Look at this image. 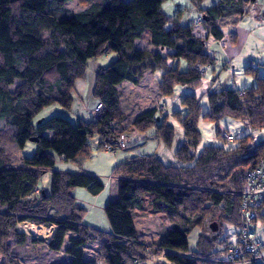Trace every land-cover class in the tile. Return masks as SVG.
<instances>
[{
	"label": "trees",
	"instance_id": "1",
	"mask_svg": "<svg viewBox=\"0 0 264 264\" xmlns=\"http://www.w3.org/2000/svg\"><path fill=\"white\" fill-rule=\"evenodd\" d=\"M166 1L0 0V144L24 148L31 141L37 146L32 157L23 158V166L12 168L11 155L0 145L3 264H23L27 258L14 248L38 244L52 253L64 251L70 257L64 264H97L96 259L85 257L92 243H99L100 259L105 264H140L150 255L138 237L135 212L156 216L165 226L154 244L158 249L153 250L158 254V250L163 251L166 261L160 264H258L249 257L247 262L230 260V248L238 240L231 241L226 227L240 230L244 223L247 177L264 167V141L256 143L252 135H246L234 139L238 145L233 148L207 146L196 151L202 138L198 127L201 118L218 125L230 117L252 129H264V75L259 68L244 69L255 79L251 87L217 89L214 82L206 92L208 111L197 94L180 97L187 113L172 114L184 133L176 162L166 165L157 154H140L114 167L116 195L104 209L108 232L84 224L87 209L74 194L76 188H85L94 196L100 195L105 190L100 177L53 171L50 191H36L43 173L54 167L56 156L74 162L90 158L91 138L99 139L103 151L105 145L124 139L130 128L145 133L154 127L155 137L172 147L175 128L168 123L169 115L158 122L159 106L125 124L127 114L118 86L124 82L137 86L147 72L157 71H161L158 91L162 97L173 96L177 86H202L216 59L206 40L194 33V25L203 23L221 42L225 38L221 25L228 19L245 17L249 6L258 0H218L207 8L202 6L205 0H190L199 17L188 24L181 21L183 8L175 16L163 10ZM73 2L80 9L71 8ZM138 40L147 41L153 50L138 49ZM161 48L168 49L166 55ZM109 53L117 54V59L95 74L90 102L96 115L93 119L73 123L53 116L34 123L52 105L71 110L77 82L86 78L89 61ZM182 60L187 63L184 71ZM217 134L234 141L219 126ZM212 220L224 224L220 232H210ZM258 220L264 224V203L255 223ZM25 221L44 227L55 225V235L45 242L21 233L17 227ZM195 230L197 240L191 249L189 238Z\"/></svg>",
	"mask_w": 264,
	"mask_h": 264
},
{
	"label": "rangeland",
	"instance_id": "2",
	"mask_svg": "<svg viewBox=\"0 0 264 264\" xmlns=\"http://www.w3.org/2000/svg\"><path fill=\"white\" fill-rule=\"evenodd\" d=\"M218 0H205L203 7H210L214 5ZM190 0H168L163 4V10L171 16L178 14L179 8H183L181 11L183 16L181 21L183 24L193 23L197 16L198 11L190 5ZM71 8L80 9L77 2L71 4ZM196 28L197 35L207 41V48L209 53L216 59V64L213 68L209 69L202 86L197 88H190L187 86H177L176 92L171 97H162L158 91V80L161 79V71L159 73L147 72L146 77L141 84L134 86L128 82H124L118 86L121 90V103L123 110L127 114L126 125L130 123L139 113L147 111L150 108L159 106L160 110L157 115V120L160 123L165 115H169L168 123L175 128V139L172 147L164 146L156 137V129L150 128L145 133H139L135 128H130L127 131V136L123 139L126 144V149L118 151L115 155L109 154L99 149V139L97 137L91 138L90 143L93 147V154L90 158L82 162L67 161L62 157L56 156L55 165L52 169L43 173L36 191L49 192L51 189V178L53 171L75 173L77 171H83L86 174H92L100 177V179L107 186L110 184L112 190L116 188L115 180L112 178L114 167L123 162L122 154L129 153V157L133 155H153L159 154L166 165L176 162L175 153L184 143L183 128L180 123L175 119L172 114L174 111H181L183 114L187 113L185 107L181 105L180 96L195 93L201 99L202 107L204 111L209 110L208 99L206 92L211 88L215 82V88L217 89H242L244 87H251L255 83L253 76L245 73V68L253 67L259 68L261 75H264V0H258L257 4H252L248 8V13L245 17H234L225 25H221L225 38L223 41H218L213 37H208L207 29L203 23L198 22ZM209 38V39H208ZM138 49L153 50V46L144 40H138L136 42ZM160 52L164 55L168 52V49L161 48ZM117 59V54L109 53L101 56L97 59L89 61V68L85 79H81L78 82V91L75 92V100L71 110H66L60 105H52L45 108L35 119L34 123H38L47 120L53 116H62L70 119L73 123L83 119V115L93 112L90 102H92L91 92L95 74L100 68L109 66L113 61ZM177 65V64H176ZM181 70L187 69V63L181 61ZM80 93V94H79ZM89 106V107H88ZM87 111V112H86ZM91 117V116H89ZM91 118H89V121ZM220 127L223 132L234 139L242 138L246 135H252L255 138L256 143L264 141V129L255 130L246 125L243 121L236 120L230 117H224L217 125L214 122L201 118L199 120V130L202 138L201 143L196 151L199 153L207 146H223L226 148H233L238 145L237 141H229L228 137H219L217 134V127ZM4 145L7 153L12 157L11 167L19 168L23 166L24 157H32L36 151V144L29 141L24 148H20L17 144H0ZM128 146L135 147L133 150L127 149ZM134 151L135 154H132ZM163 155V156H162ZM99 197L92 195L85 188H76L74 194L78 199V203L85 208L93 209L90 211L89 218H94L105 224L108 223L106 215L104 213V207L108 202L107 195L110 194L111 187ZM99 198V199H97ZM51 214H55L54 211ZM87 214V213H86ZM89 221V220H88ZM135 227L138 237L145 244L144 250L149 253L150 257L147 261L140 264H160L166 261L163 257V251L161 254L154 253V249H158L154 244L159 242L158 238L164 232L165 226L162 220L156 216L150 217L146 215H138L135 212L134 216ZM24 223L34 224L30 221ZM23 224V223H22ZM20 224L17 230L33 238L49 242L56 232V226L44 227L48 228L49 236L47 238H41L36 236L29 229H22ZM169 224V223H167ZM257 236L264 240V224L261 220L256 223ZM224 224L219 220H212L209 222L210 232L217 233L221 231ZM37 226V225H36ZM227 230L230 234V239L233 243H237L238 236L237 231L239 228L227 226ZM100 229V228H98ZM102 230V229H101ZM104 231V230H103ZM198 231L195 230L190 236V246L195 248V241L197 239ZM65 245L68 246L66 240ZM87 249L86 258L96 259L97 264H105L100 259V246L99 243L89 244ZM153 252L154 254H150ZM14 252L25 255L27 259H23V264H46L53 261L54 264H64L69 261L70 257L63 251L60 253H52L41 245H35L34 247L27 245L25 247H15ZM41 252V253H40ZM89 254V255H88ZM158 254V255H157ZM6 257L0 252V264H3ZM244 264V263H240Z\"/></svg>",
	"mask_w": 264,
	"mask_h": 264
},
{
	"label": "built area",
	"instance_id": "3",
	"mask_svg": "<svg viewBox=\"0 0 264 264\" xmlns=\"http://www.w3.org/2000/svg\"><path fill=\"white\" fill-rule=\"evenodd\" d=\"M123 139L105 145L104 151L115 155L124 150ZM248 189L243 198L245 220L238 234V244L230 248L229 258L232 262L255 261L264 264V241L256 234L255 221L258 211L264 203V167L251 171L247 177ZM26 224V223H23Z\"/></svg>",
	"mask_w": 264,
	"mask_h": 264
},
{
	"label": "crops",
	"instance_id": "4",
	"mask_svg": "<svg viewBox=\"0 0 264 264\" xmlns=\"http://www.w3.org/2000/svg\"><path fill=\"white\" fill-rule=\"evenodd\" d=\"M258 3V1L255 3V4H257ZM181 8V7H180ZM207 8V7H206ZM199 17V15L197 16V18ZM197 18H196V20H197ZM195 20V21H196ZM230 20H233V18L232 19H228V21H226L225 23H224V25L227 23V22H229ZM194 21V22H195ZM195 24V23H194ZM198 27V24H195L194 25V33L197 35V33H196V28ZM207 33H208V37H212L211 35H210V33L207 31ZM198 36V35H197ZM209 39V38H208ZM207 42V41H206ZM261 74V73H260ZM79 82V81H78ZM78 82H77V85H76V90L78 89ZM76 92V91H75ZM80 94V93H79ZM182 96V95H181ZM180 96V97H181ZM87 112V111H86ZM89 113L90 112H87L85 115H83V120H86V121H89V118H91V119H93L95 116L91 113V115H89ZM89 116H91V117H89ZM135 147H132V146H128V148L127 149H130V150H133ZM126 149V148H125ZM133 153L132 154H135L134 153V151H132ZM157 155H159L158 153H157ZM163 156V155H162ZM129 157V153L128 152H125V153H123L122 154V159H127ZM163 160V159H162ZM80 172H83V171H77V172H75V173H80ZM108 186H110V184L108 185ZM108 186H107V184L105 185V190L101 193V194H103V193H105L106 191H107V189H109L108 188ZM111 187V186H110ZM112 188L113 187H111V190H109L110 191V194L109 195H107V198H108V201L112 198V197H114L115 195H116V190H112ZM100 194V195H101ZM100 195H98L97 197H99ZM97 199H99V198H97ZM87 209V208H86ZM104 209H105V207H104ZM93 209H87V214H86V216H85V218H84V224L85 225H87V226H89V227H91V228H93V229H98V228H100L99 230H104V231H106V232H108L109 231V225H108V223L107 224H105V221L104 220H102V222H100L99 220H97V219H94V218H89V217H87V215H90V211H92ZM89 220V221H88ZM53 227H50V229H52ZM226 231L227 232H229L227 229H226ZM197 240V239H196ZM195 243H196V241H195ZM190 248H191V246H190ZM192 249V248H191Z\"/></svg>",
	"mask_w": 264,
	"mask_h": 264
},
{
	"label": "bare ground",
	"instance_id": "5",
	"mask_svg": "<svg viewBox=\"0 0 264 264\" xmlns=\"http://www.w3.org/2000/svg\"><path fill=\"white\" fill-rule=\"evenodd\" d=\"M21 228L24 229H29L31 232H33L36 236L41 237V238H47L49 236V230L48 228H44L41 226H36L35 224H22Z\"/></svg>",
	"mask_w": 264,
	"mask_h": 264
},
{
	"label": "water",
	"instance_id": "6",
	"mask_svg": "<svg viewBox=\"0 0 264 264\" xmlns=\"http://www.w3.org/2000/svg\"><path fill=\"white\" fill-rule=\"evenodd\" d=\"M32 141H35V140H32Z\"/></svg>",
	"mask_w": 264,
	"mask_h": 264
}]
</instances>
